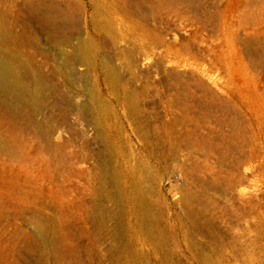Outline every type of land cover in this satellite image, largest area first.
<instances>
[{
    "label": "rangeland",
    "instance_id": "obj_1",
    "mask_svg": "<svg viewBox=\"0 0 264 264\" xmlns=\"http://www.w3.org/2000/svg\"><path fill=\"white\" fill-rule=\"evenodd\" d=\"M29 1L0 0L43 76L38 113L0 110V264H123L125 244L141 264H264V0H34L54 37ZM77 38L96 46L71 75ZM37 222L57 262L26 249Z\"/></svg>",
    "mask_w": 264,
    "mask_h": 264
},
{
    "label": "bare ground",
    "instance_id": "obj_2",
    "mask_svg": "<svg viewBox=\"0 0 264 264\" xmlns=\"http://www.w3.org/2000/svg\"><path fill=\"white\" fill-rule=\"evenodd\" d=\"M40 0H38L37 2H39ZM42 1V0H41ZM44 1V0H43ZM42 1V3H44ZM46 1V0H45ZM106 1V0H105ZM25 2V1H24ZM28 1H26V3H27ZM29 2H31V1H29ZM34 2V0H32V2H31V6H30V11H31V13L33 12L34 13V15L35 16H37V19H39L41 22H39L40 24H35V25H43L44 26V28H46V33H47V35H51V37L53 36V34H54V30H56L55 28H57V23H58V17H59V19H60V17L61 16H59V14L58 15H56L54 12V14L51 12L52 10H50L51 8H48L47 7V9L46 10H44L45 8V4H42L43 5V7L41 6H39V5H33L32 3ZM49 2H51L50 0H48V4H49ZM34 3H36V2H34ZM46 3V2H45ZM52 6H53V0H52ZM50 3V4H51ZM39 4H40V2H39ZM49 4V7L51 6ZM54 5H56V4H54ZM57 5H59V4H57ZM46 6H48V5H46ZM24 7H26V6H24ZM58 7V6H57ZM62 7V6H61ZM65 7V6H64ZM28 8V7H27ZM44 8V9H43ZM59 8H60V6H59ZM75 8H79L78 6L77 7H75ZM29 9V8H28ZM50 10V12H49V10ZM55 9H57L56 7H55ZM70 9V11H72V9H71V7L69 8ZM68 9V10H69ZM48 10V11H47ZM53 10H54V8H53ZM60 10H66V9H63V7H62V9H60ZM67 10V11H68ZM21 11V10H20ZM23 11V10H22ZM63 11H61V12H63ZM69 11V12H70ZM75 11H77L78 12V10H75ZM5 12V11H4ZM73 12V11H72ZM30 12H28V14H29ZM76 13V12H75ZM23 14V13H22ZM25 14V13H24ZM64 15H65V13H63ZM70 14H71V12H70ZM77 14V13H76ZM4 15H6V14H4L3 12H0V110L2 111V112H4V113H8V114H10V115H12L13 117H15V116H18L20 113H22L23 111H24V109H25V107L26 106H30L31 107V112H32V114L31 115H33V114H36V113H38L41 109H42V106H43V102H42V100H41V76H42V74L40 75V73L41 72H39V70H36V69H39V68H32V67H29V66H27V64L25 65V63L24 62H22L23 61V58H21V56H20V54L18 53V49H20L19 48V45H20V47H21V45L23 44V45H25V43L26 42H23L22 44H19V42H21V41H23V40H25V39H28V38H25L22 34H20V35H17L16 33H14V32H12L13 30L12 29H10L9 27H8V25H7V20L5 21V16ZM13 15V14H12ZM30 15V14H29ZM63 15V16H64ZM75 15V14H74ZM74 15H72L71 14V16H74ZM15 16V15H14ZM13 16V17H14ZM35 16H33V17H35ZM9 17H10V15H9ZM33 17H32V19H33ZM75 17V16H74ZM80 17V16H79ZM77 18V17H76ZM35 19V18H34ZM36 19V20H37ZM62 19H63V17H62ZM64 19H65V17H64ZM63 19V20H64ZM71 19V18H70ZM79 19V18H78ZM35 20V21H36ZM21 21V20H20ZM28 21V20H27ZM68 21H69V19H68ZM68 21L66 22L67 24H68ZM11 22V21H10ZM64 22V21H63ZM70 22V21H69ZM74 22H76V21H74ZM24 23V22H23ZM42 23V24H41ZM73 23V22H72ZM64 24V23H63ZM76 24V23H75ZM79 24V23H78ZM109 24V23H108ZM17 25V24H16ZM25 25V24H24ZM70 25H71V22H70ZM74 25V24H73ZM73 25H72V27H73ZM26 26V25H25ZM59 26V25H58ZM30 27V26H29ZM68 27V26H67ZM70 27V26H69ZM108 28H110V27H107L106 29H108ZM40 29H42L43 30V27L41 28L40 27ZM77 28H75V30L74 31H77L76 30ZM30 30V29H29ZM45 30V29H44ZM58 30V29H57ZM73 29H71V31H72ZM80 30V29H79ZM96 30V29H95ZM113 30V29H112ZM27 31V30H26ZM31 31V30H30ZM59 31V30H58ZM58 31H56V32H58ZM62 31V30H61ZM60 31V32H61ZM65 31H66V29H65ZM68 31H70V29L69 30H67V32ZM70 31V32H71ZM106 31V30H105ZM108 31H110V30H108ZM81 32V31H80ZM99 32V31H98ZM107 32V31H106ZM21 33V32H20ZM26 33V32H25ZM30 33V32H29ZM33 33L34 34H36V37H37V33H35L34 31H33ZM102 33V32H101ZM100 33V34H101ZM108 33H110V32H108ZM33 34V36H35ZM58 35H60L59 34V32L57 33ZM81 34H82V32H81ZM104 34V33H103ZM111 34V33H110ZM25 35V34H24ZM31 35V34H30ZM30 35H28V36H30ZM46 35V36H47ZM56 35V34H55ZM66 35H68V34H66ZM66 35H64L63 34V38H65L64 36H66ZM70 36L72 35V34H69ZM82 35H84V32H83V34ZM86 35V34H85ZM109 35V34H108ZM116 35V34H115ZM46 36H44V37H46ZM62 36V35H61ZM60 36V37H61ZM77 36H79L80 37V35H77ZM87 37L86 38H88L89 36L88 35H86ZM30 37H32V36H30ZM50 37V38H51ZM54 37V36H53ZM67 37V36H66ZM74 37V36H73ZM103 37V36H102ZM48 38H49V36H48ZM71 38V37H70ZM76 38V37H75ZM83 38H85V36L83 37ZM92 38V37H91ZM90 38V39H91ZM35 37H34V41H35ZM55 39H57V37H55ZM89 39V38H88ZM45 40V39H44ZM65 40V39H64ZM72 40V39H71ZM75 40V39H74ZM108 40H109V38H108ZM36 41H37V39H36ZM58 41H60L59 39H58ZM62 41H63V39H62ZM76 41H78V43H77V45H76ZM89 41V40H88ZM102 41V40H101ZM110 41V40H109ZM112 41V40H111ZM114 41V40H113ZM32 42V41H31ZM30 42V43H31ZM38 42H39V40H38ZM54 42V41H53ZM52 42V43H53ZM61 42V41H60ZM95 42V41H94ZM108 42V41H107ZM118 42V41H117ZM28 43H29V40H28ZM50 43V42H49ZM66 43H69V40H68V37H67V39L64 41V45L63 46H65V44ZM92 43V42H91ZM110 43V42H109ZM16 44H17V46H18V49H17V46H16ZM19 44V45H18ZM31 44H34V43H31ZM30 44V45H31ZM39 44V43H38ZM37 44V45H38ZM43 44V43H42ZM54 44V43H53ZM57 44V43H56ZM59 45H61V44H63V42L60 44V43H58ZM74 44V43H73ZM72 44V45H73ZM113 44V43H112ZM68 45V44H67ZM69 45H70V43H69ZM75 45L77 46V47H74V48H76V52H78L79 53V55L77 56V57H75L76 55H77V53H75V54H72L71 53V51H73V50H71L70 52H69V54L71 53L72 55L70 56L69 54H68V52L66 53L65 51H67V49L65 50V49H63V46H62V48L60 49V47H59V49L61 50V55H60V57L58 58V59H60L59 61V65L61 66V68H63V69H65V70H67V72L69 73V74H73L72 72H73V69L76 67V65L77 64H81V66L84 64L83 62H90V53H91V51H93L95 48V46H93L92 44H90V41L87 43V40L85 41L84 39H82V38H77V40H75ZM74 45V46H75ZM114 45V44H113ZM31 46H33V48H34V45H31ZM44 46V45H43ZM50 46H54V45H50ZM57 47V46H56ZM67 47V46H66ZM36 48V47H35ZM65 48V47H64ZM68 48V50H69V48L71 49V47L69 46V47H67ZM57 49V48H56ZM59 49H57L58 51H59ZM73 49V48H72ZM65 50V51H64ZM20 52H21V49L19 50ZM38 51H40V50H38ZM37 50H36V52H38ZM105 51V50H104ZM103 51V52H104ZM36 52H34L35 53V55H37V54H39V52L38 53H36ZM47 52H48V54H49V51L47 50ZM106 52V51H105ZM41 53V52H40ZM54 53H55V50H54ZM43 54V53H42ZM41 54V55H42ZM58 54V53H57ZM73 55H75L73 58V60L71 59L72 58V56ZM105 55V54H104ZM44 56V55H43ZM42 56V57H43ZM57 56V55H56ZM59 56V55H58ZM106 56V55H105ZM107 57V56H106ZM105 57V58H106ZM36 58H37V56H36ZM48 58H51V57H48ZM95 58V57H94ZM22 59V60H21ZM104 59V58H103ZM108 59V58H107ZM34 60H35V58H34ZM33 60V61H34ZM38 60V59H37ZM110 60V59H109ZM33 61L31 62V63H33ZM109 62V61H108ZM113 62V61H112ZM111 62V63H112ZM24 63V64H23ZM83 63V64H82ZM34 64V63H33ZM90 64V63H89ZM32 65V64H31ZM107 65H108V63H107ZM25 66H27V68L25 69V71H24V68H25ZM32 66H34V67H36L35 66V64L34 65H32ZM59 66V67H60ZM81 66H79V68L81 67ZM83 66H85V67H87V65L86 64H84ZM111 66V65H110ZM84 67V68H85ZM58 68V67H57ZM106 68H108V66L106 67ZM53 69V68H52ZM83 68H81V69H77V70H80V73H81V71H83L82 70ZM86 69V68H85ZM84 69V70H85ZM109 69V68H108ZM112 69H114V68H112ZM58 71V70H57ZM86 71V70H85ZM110 72L112 71V70H109ZM108 71V72H109ZM55 73V72H54ZM57 73H59V72H57ZM85 73V72H84ZM86 73H87V71H86ZM104 73V72H103ZM105 73H107V72H105ZM118 73V72H117ZM60 74V73H59ZM79 74V73H78ZM88 75H89V73H87ZM87 75V76H88ZM107 75H109V74H107ZM111 75H113V74H111ZM110 75V76H111ZM27 76H29V77H27ZM32 78L31 80V83L33 84V85H31L32 87H29V86H27V82H28V79L29 78ZM43 77V76H42ZM45 77V76H44ZM69 77V76H68ZM80 77V76H79ZM28 78V79H27ZM112 79V78H111ZM115 79V78H114ZM68 80V79H67ZM91 80V79H90ZM79 81V80H78ZM29 84V83H28ZM90 93V92H89ZM30 111V110H29ZM22 115V114H21ZM16 119V118H15ZM11 120V119H10ZM11 125H13V124H11ZM14 126V125H13ZM15 133V132H14ZM43 135H45V134H43ZM6 135L4 134V133H2L1 131H0V147L2 148V149H9V147H8V145H7V143H6ZM2 151V150H1ZM20 151V150H19ZM4 152V151H3ZM0 153H2V152H0ZM5 153L7 154V151H5ZM16 153V152H15ZM21 156V155H20ZM19 156V157H20ZM17 160V159H16ZM106 162H107V160H106ZM105 163V162H104ZM2 170V169H1ZM106 171V170H105ZM4 172V171H3ZM106 172H109L108 170L106 171ZM115 172V171H114ZM7 173V172H6ZM9 174V173H8ZM105 174V173H104ZM108 174H110V173H108ZM112 174H113V171H112ZM12 175V174H11ZM120 175V174H119ZM103 177V176H102ZM105 177H107L106 175H105ZM108 177H110V175L108 176ZM120 177V176H119ZM5 178V177H4ZM14 178H15V176H14ZM114 181L117 179V177L114 175L113 177H111ZM110 179V178H109ZM112 179H110V181L109 182H111V180ZM16 182V181H15ZM15 182L14 181H12V182H9V185H8V187H9V191H8V193H10V197L11 198H13V197H17V201H23V198H20L19 197V195H18V193H17V188L15 187L16 186V184H15ZM111 183H113V182H111ZM120 183V182H119ZM114 184V183H113ZM118 184V183H117ZM119 185V184H118ZM20 188V187H19ZM18 188V189H19ZM7 189V188H6ZM101 190V189H100ZM115 190V189H114ZM20 191V190H19ZM22 191V190H21ZM27 191V190H26ZM25 191V192H26ZM28 192V191H27ZM26 192V193H27ZM109 192H111V191H109ZM115 191H113V193H114ZM29 194V193H28ZM27 194V195H28ZM107 194V193H106ZM106 194H104V196L106 195ZM113 195H115V194H113ZM121 195H122V198H124L125 199V202H127V203H129L130 201H134V199H133V197H134V195L133 196H131L130 198H128V195H126V194H124V193H121ZM2 196V195H1ZM4 196V195H3ZM8 196V197H9ZM29 196V195H28ZM99 196V195H98ZM108 196V195H107ZM118 196V195H117ZM5 197H6V195H5ZM30 197V196H29ZM28 197V198H29ZM100 197V196H99ZM106 197V196H105ZM111 197V195H109V198ZM112 197H116V195L115 196H112ZM111 197V198H112ZM3 199V198H2ZM7 199V198H6ZM27 200V199H26ZM47 200V199H46ZM116 201V200H115ZM114 200H113V202H115ZM118 201V200H117ZM3 202V201H2ZM5 202H7V200L6 201H4V203ZM119 202V201H118ZM3 203V204H4ZM10 203H12V202H10ZM120 203V202H119ZM119 203H118V205H119ZM143 203V202H142ZM142 203H141V205H142ZM6 204H8V203H6ZM5 204V205H6ZM15 204V203H14ZM117 204V203H116ZM138 204V203H137ZM10 205V204H9ZM18 205V204H17ZM15 206V205H14ZM21 206H24V205H21ZM116 206V205H115ZM13 208V207H12ZM31 208V207H30ZM142 208V207H141ZM5 209H7V208H5ZM4 209V206L0 203V212H2L3 210H5ZM23 209H25V208H23ZM97 209V208H96ZM147 209V208H146ZM12 210V209H11ZM10 210V211H11ZM15 210V209H14ZM99 210V209H98ZM101 210V209H100ZM97 211V210H96ZM104 211V210H103ZM120 211V210H119ZM105 212V211H104ZM19 213V210H17V214ZM21 213H24L23 211H22V208H21ZM119 213V212H118ZM123 213V212H122ZM122 213H121V215H122ZM139 213V212H138ZM104 215H106V214H104ZM103 215V216H104ZM138 215V214H137ZM18 216V215H17ZM20 216H22L21 214H20ZM138 218H139V221L141 222V224L143 225V226H145L146 224H145V220H147V219H145V217H144V215L143 214H141V215H138L137 216ZM19 218V217H18ZM43 218V217H42ZM35 220V219H34ZM95 220H96V218H95ZM98 220H100V219H98ZM22 221V220H21ZM100 223V222H99ZM36 225V227H34L35 228V233H36V235L35 236H32V235H25V238H26V249L27 250H31L34 246H38V247H43V245H44V248H46V250H47V254L49 255V256H52L54 259H56V262H57V259H61L62 258V255H58L57 253L58 252H60V251H56V250H58L57 248V244L58 243H56V241H58V240H56V239H54V240H56V241H54V240H51L52 238H50V239H48L47 238V225H43L41 222H37V223H35ZM147 224H148V222H147ZM99 227V226H98ZM16 230V229H15ZM54 230V229H53ZM20 231V230H19ZM13 232H16V234H17V230L16 231H13ZM145 232V231H144ZM35 233H33V234H35ZM19 234V233H18ZM20 234H21V232H20ZM30 234V233H29ZM1 235H2V233H1ZM12 235H13V233H12ZM23 235V234H22ZM146 235V234H145ZM149 235V234H148ZM156 235V234H155ZM20 238V237H19ZM150 239V238H149ZM9 241V240H8ZM12 241V240H11ZM18 241V240H17ZM19 242V241H18ZM59 242V241H58ZM58 245H60V244H58ZM158 246V245H157ZM16 247V246H15ZM14 248V247H13ZM12 248V249H13ZM11 249V250H12ZM60 250V249H59ZM10 251V250H9ZM8 252V251H7ZM124 252H126L129 256L124 260V262H123V264H141L140 263V258L138 259V255H137V253H135L134 251H133V248H132V246L131 245H129V244H125V246H124ZM22 253V252H21ZM31 253V252H30ZM8 253H6V255H7ZM19 254H20V252H19ZM13 255V254H12ZM1 256V255H0ZM2 256H4V255H2ZM13 256H15V255H13ZM19 256H21V255H19ZM22 258H23V256H21ZM142 257V256H141ZM13 257H11V259H12ZM143 258H145V257H143ZM26 259V258H25ZM29 259V258H28ZM17 260H18V258H17ZM17 260H14V261H12L11 263H8V262H5V263H3V264H21V263H19V261H17ZM29 261V260H28ZM23 262V261H22ZM26 262V261H25ZM61 262V261H60ZM30 263V262H29ZM59 263V262H58Z\"/></svg>",
    "mask_w": 264,
    "mask_h": 264
}]
</instances>
